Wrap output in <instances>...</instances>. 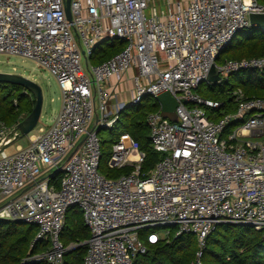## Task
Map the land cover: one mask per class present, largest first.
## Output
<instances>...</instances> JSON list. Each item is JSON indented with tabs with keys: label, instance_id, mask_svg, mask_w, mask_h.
<instances>
[{
	"label": "built area",
	"instance_id": "built-area-1",
	"mask_svg": "<svg viewBox=\"0 0 264 264\" xmlns=\"http://www.w3.org/2000/svg\"><path fill=\"white\" fill-rule=\"evenodd\" d=\"M0 0V54L34 61L57 80L62 109L53 125L28 137L27 148L8 153L17 127L0 126V222L34 226L32 243L49 249L24 263L66 264L81 247L64 246L61 235L71 209L82 211L90 231L83 264H134L147 243L192 235L201 264L207 240L218 225L264 230V98L233 92L236 111L211 120L207 109L220 102L197 92L213 67L215 85L231 76L264 72V58L227 61L220 56L246 29L264 34L250 14L264 15L257 0ZM123 41L125 49L101 65L97 47ZM86 63V70L83 67ZM136 70V107L169 93L177 122L160 111L148 116L153 149L162 159L149 176L141 173L145 154L129 134L112 148L111 169L133 172L118 180L100 173L102 139L127 107L110 109L109 82ZM116 89V88H115ZM227 135V137H226ZM83 142V143H82ZM82 143V145H80ZM14 144V143H13ZM12 144V145H13ZM11 146V145H10ZM59 175V188L52 184Z\"/></svg>",
	"mask_w": 264,
	"mask_h": 264
},
{
	"label": "trees",
	"instance_id": "trees-1",
	"mask_svg": "<svg viewBox=\"0 0 264 264\" xmlns=\"http://www.w3.org/2000/svg\"><path fill=\"white\" fill-rule=\"evenodd\" d=\"M257 2L264 5V0H257ZM233 42L228 47L231 50L229 61L264 58V34L252 35L251 33L235 44ZM125 47L126 44L123 41L102 43L97 47L91 64L101 65L121 53ZM200 88L197 92L199 95ZM238 89H241L247 98H264V72H245L233 75L222 89L214 88L210 95L205 97L200 95L204 99L223 104L219 110L207 109L211 120L218 121L223 116L236 111L233 92ZM35 104L34 97L26 94L24 88L0 83V126L3 124L8 128L17 127L30 115ZM159 111L160 105L156 100L152 103H146L143 100L140 105L122 111L114 128H122L123 133L129 134L138 144L140 151L145 154L141 165V173L144 176H149L162 159L161 154L153 149L147 124L148 116ZM101 139L100 173L106 150L109 147L113 148L119 138L116 140ZM133 171L132 167L125 166L120 169L109 168L108 171H104L106 173L101 174L106 178L118 180L130 175ZM58 180H60L59 175L52 180V184H55L57 188H59ZM74 209L76 208L68 213L61 240L66 247L81 246L65 256V263L83 264L87 246L82 244L90 239V234L82 215L75 213ZM145 232L147 231L141 233L142 240L147 244V254L137 257L134 264H192L196 261L199 247L195 236H172L169 243L160 242L150 245L145 238ZM37 233L38 229L34 226L16 222H0V264H47L24 263L28 258L49 249L48 242H40L32 246ZM201 264H264V230L256 231L242 225H218L207 240Z\"/></svg>",
	"mask_w": 264,
	"mask_h": 264
},
{
	"label": "rangeland",
	"instance_id": "rangeland-1",
	"mask_svg": "<svg viewBox=\"0 0 264 264\" xmlns=\"http://www.w3.org/2000/svg\"><path fill=\"white\" fill-rule=\"evenodd\" d=\"M254 31L253 29H246L240 35L237 37V39L233 42L235 44L237 41H240L244 38H246L251 32ZM256 34H261L257 32ZM231 50L228 49L225 51L221 57L218 59V64H224L227 61H229V57L231 56ZM83 67L86 70V63L83 61ZM0 73L4 74H12L16 76H21L24 78H27L34 83H36L43 92V111H42V117L40 119V122L35 130V133L39 131L40 128L47 129L51 127L55 121V119L58 117V115L61 112L62 109V93L59 87V84L55 77L46 69L39 68L37 64L29 59H23L18 56H7V55H1L0 54ZM222 89V86L212 84V82H205L202 84V87L200 88V95L203 97L210 95V92L212 89ZM133 92L134 89H133ZM125 98V97H124ZM154 101L153 98H146L144 99V102L146 103H152ZM126 106H128V100L125 99L123 101ZM161 115L164 119L169 120L171 122H177L178 116L176 113L174 114H163L161 112ZM123 129L120 127H117L116 129L110 130V129H104L100 132V137L104 138V140H116L121 136L123 133ZM227 137V135H226ZM29 145L28 139L23 138L18 140L13 145L9 146L7 148L8 153H14L16 151L17 146H21L23 148H27ZM112 156V148L109 147L106 150L105 158L102 162V168L101 173L104 174L108 171L110 168L109 161ZM148 233V232H145ZM146 238V236H145ZM73 250L76 247V245H72ZM80 247L76 248L75 250L79 249Z\"/></svg>",
	"mask_w": 264,
	"mask_h": 264
},
{
	"label": "water",
	"instance_id": "water-1",
	"mask_svg": "<svg viewBox=\"0 0 264 264\" xmlns=\"http://www.w3.org/2000/svg\"><path fill=\"white\" fill-rule=\"evenodd\" d=\"M71 1L72 0L66 1V8H65L66 16L70 23L72 22V14H71V8H70ZM249 19H250V23L252 26L254 25L264 26V15L262 14H250ZM218 79L219 78H218V75L216 74V70L213 67L211 74L208 77V81L215 83L216 81H218ZM0 83L9 84L13 86H19V87L24 88L26 90V94H31L34 97L35 102H36L35 107L33 111L30 113V115L27 116L17 126V134L15 135V138L8 144L4 145V146H10L13 143H16L20 139L27 138L32 132L36 130L40 122V119L42 117L43 103H44L43 92L41 88L33 81L27 78L12 75V74L0 73ZM156 102L160 105L161 112L163 114L176 113L178 102L173 96H171V94L165 93L159 96L156 99ZM101 130H104V129L98 130V133H100ZM82 143L80 145H82ZM1 149L2 147H0V150Z\"/></svg>",
	"mask_w": 264,
	"mask_h": 264
},
{
	"label": "crops",
	"instance_id": "crops-1",
	"mask_svg": "<svg viewBox=\"0 0 264 264\" xmlns=\"http://www.w3.org/2000/svg\"><path fill=\"white\" fill-rule=\"evenodd\" d=\"M135 73H136V70H131L124 77L123 82L120 83L118 86H117L118 82H117L116 78H112L111 81L109 82V86H112L111 91H112V93L114 95V98H113V100H112V102L110 104V109L113 110L114 112H115V110H117L119 108V106L121 104L124 103L123 101H125V99L128 100V103L131 100V98H132V96L134 94V92H133L134 85H133L132 78H133ZM127 108H129V106L125 107L122 111H124ZM18 147L19 148H23L21 146H17V148ZM73 211H75V213H79L83 217L82 211L80 209L76 208ZM89 234H90V231H89ZM74 251H76V250H74Z\"/></svg>",
	"mask_w": 264,
	"mask_h": 264
}]
</instances>
